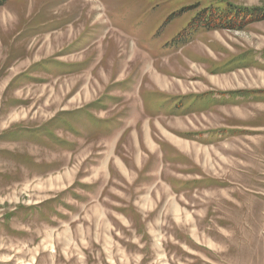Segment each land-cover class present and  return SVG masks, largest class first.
<instances>
[{
  "label": "rangeland",
  "instance_id": "374dc122",
  "mask_svg": "<svg viewBox=\"0 0 264 264\" xmlns=\"http://www.w3.org/2000/svg\"><path fill=\"white\" fill-rule=\"evenodd\" d=\"M220 2L264 5L0 6V264H264V105L245 101L238 112L162 119L160 126L146 117L164 112L159 95L149 100L156 108L144 105L146 116L139 102L151 96L142 83L174 95L227 89L264 96V20L242 31L189 27L202 7ZM190 45L203 63L189 50L173 56L174 48ZM237 54L249 63L212 83L206 61ZM148 61L164 74L160 79H147ZM59 63L70 67L60 72ZM83 109L97 126L78 117ZM223 128L244 131L199 147L174 138ZM159 142L171 149L168 156Z\"/></svg>",
  "mask_w": 264,
  "mask_h": 264
},
{
  "label": "crops",
  "instance_id": "0c3cea01",
  "mask_svg": "<svg viewBox=\"0 0 264 264\" xmlns=\"http://www.w3.org/2000/svg\"><path fill=\"white\" fill-rule=\"evenodd\" d=\"M190 46H191L190 48H187L185 46L180 47V48L177 47L178 50L174 48L175 52L173 56L179 55V53H183V52H186V50H189L188 51L189 56H194L198 59L200 63L201 62L203 63V58L201 57V54H198L192 51V46H195V45H190ZM240 57H242V54L234 55L233 57L227 59L224 62H221V61L210 62V60L206 61V63L211 64V66H209L208 68V73L214 76L213 78L211 77L210 81L212 83H216L215 80L218 82L219 77L226 78L231 75H236L237 74L236 71H238V68L246 66L240 63H245V64L249 63V62H245V59L247 61V57H245V59L243 58V61L240 60ZM198 61L189 60L190 63H194V64H198L197 63ZM257 68L261 69L260 66H257ZM143 69H144V72L146 73L145 75H147V79L148 77L150 78L156 77L160 79V76L164 75L162 72L159 73L160 71L154 66L153 61H148L145 64V66L142 68V70ZM213 79L215 80L213 81ZM158 84L160 85V83ZM142 87L151 94V96H148L147 99H141L138 96L139 102L143 104L141 111L144 116H146V106L147 108L151 106L152 108H156L154 107L153 104L150 105L149 100L155 99L156 101L158 95H159L158 99L159 101H161V106L164 107V112L163 111L161 112V110H157L151 116H146L148 117V120L149 118L151 120L157 119L158 122L156 123V125H160L159 120L162 121V119L168 120L172 118V119H177L178 121H180L182 120V118H186L189 116H197V115L206 116L209 114L213 115L216 112L220 113L221 110H225V109L232 110L231 108H236L235 111L238 112L239 110H237V108L239 107H237V105L238 104L242 105L245 101H253L257 103L259 102L264 105V96L260 95L259 98L257 97V95H255L254 97H252L251 95L246 96L245 94L242 93L243 91L239 92L237 90H227V89L226 90H221V89L202 90L194 94L174 95V94L164 93L160 89H149V88L146 89L144 83H142ZM256 97L259 100H256ZM184 106H186L187 109H183ZM193 108H197V109L195 110ZM176 111H179V112L177 113ZM262 121H264V118L262 119ZM260 123H261V120L259 123L257 122L258 125H260ZM257 124H256V127H259ZM247 125H250V124H247ZM156 128L158 129V126H156ZM163 131L167 132L165 129ZM229 131H231L232 135H236L238 134V131H244V130H239V129H234V128H223V129H218V130L209 129V130L185 131V132L176 133V135L180 138H177V137H174V138H176L177 141H185L190 144L192 143L195 147L196 146L199 147L203 145L202 143H206L209 141L215 142L218 140H222L223 137H226V135L230 133ZM187 139H190V140H187ZM158 150L160 151V154L162 156V151H164L165 154L167 155V153L171 149L164 142H159ZM181 157L182 156H180V153H176L174 154V156H172V158L176 161V163H181L180 162L182 160Z\"/></svg>",
  "mask_w": 264,
  "mask_h": 264
},
{
  "label": "trees",
  "instance_id": "16d2710c",
  "mask_svg": "<svg viewBox=\"0 0 264 264\" xmlns=\"http://www.w3.org/2000/svg\"><path fill=\"white\" fill-rule=\"evenodd\" d=\"M7 1L8 0H0V6L6 4ZM262 20H264V5L242 6V5H236L232 2H220V4H216V5L210 4L208 6L202 7V9H200L198 13L195 15V17L191 20L189 27L203 28L205 30L227 29V30L242 31L247 26ZM58 66L60 72L64 71L61 69L62 66L70 67L63 63H59ZM76 113L78 114V117L82 114L86 115L88 121H90L91 124H95L97 126L96 123L97 120L93 117L91 113L87 112V110L83 109ZM105 123L107 124V121L102 122V124ZM63 125L65 128H68L67 129L68 131H70L71 129L72 132H76V129L73 128V125H70L69 121L64 120ZM31 132L27 131V133H31ZM46 134L48 137L52 136V133L50 131H48ZM11 135L14 136L13 133ZM10 156L18 160H21L19 158L20 156L18 155L10 153ZM23 160L24 163L33 162V159H31L30 157H23ZM35 167L39 171H45L44 165H35ZM54 199L55 198H53V200ZM50 200L52 201V199ZM48 201L45 202L46 205L47 203H49Z\"/></svg>",
  "mask_w": 264,
  "mask_h": 264
}]
</instances>
